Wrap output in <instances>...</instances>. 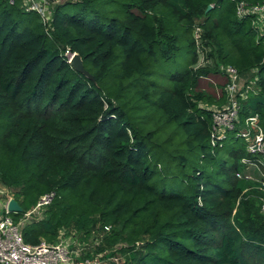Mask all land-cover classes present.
<instances>
[{
    "label": "trees",
    "instance_id": "trees-1",
    "mask_svg": "<svg viewBox=\"0 0 264 264\" xmlns=\"http://www.w3.org/2000/svg\"><path fill=\"white\" fill-rule=\"evenodd\" d=\"M49 1L45 21L20 0H0V185L33 206L55 193L43 228H24V240L53 242L63 225L90 246L84 256L100 254L107 264H264V188L236 175L250 156L243 140L230 146L229 169L214 163L224 144H211L206 107L225 100L224 67L251 73L258 91L248 90L239 116L256 114L264 134V28L239 18L231 0H133L121 17L98 10L86 17L69 0ZM180 31L189 33L188 58L156 106L181 126L185 149L198 150L193 170L180 141L133 128L101 86L118 55L120 82L150 79L152 61L182 49ZM196 36L209 54L216 50L213 67H194ZM66 50L81 56L92 78L71 67ZM173 177L181 189L160 183ZM58 207L65 214L53 220Z\"/></svg>",
    "mask_w": 264,
    "mask_h": 264
},
{
    "label": "rangeland",
    "instance_id": "rangeland-1",
    "mask_svg": "<svg viewBox=\"0 0 264 264\" xmlns=\"http://www.w3.org/2000/svg\"><path fill=\"white\" fill-rule=\"evenodd\" d=\"M69 1L70 3H72L71 7L74 9V12H77L86 17L92 16L94 10L101 11L103 14H105L104 11H106V13H108L109 15L121 17L124 15L126 5L132 2L133 0H85V3H77L76 0ZM58 2L59 0L55 1V3ZM45 20L47 19L45 18ZM180 35V44L183 46L182 49L172 59H161L152 61V74L150 79L146 78V76H143L139 79L130 78L120 82L117 79V73L120 70L121 56L118 55L111 69L109 70L105 78L102 80L101 86L105 94H109L110 97L115 98L121 105L126 108L129 114L130 123L133 128L137 130L140 129L142 131L153 130L155 131L156 136L159 140L173 139L180 141L179 150L186 154L191 160L189 161V165L187 166V168H189V170H193L195 167L198 166V150L195 149V151H187L185 149L186 146L184 144L183 138L184 132L181 129V126L179 124H176L175 122L166 121L165 114L156 106V100L159 96L160 91L169 88L172 85L170 76L174 72L182 70L186 64L190 49V44L188 42L189 33L186 31H180ZM196 37H198L197 51L199 56L198 61L194 67L196 69L204 68L206 66L213 67V65L215 64V60L218 59V54L216 53V50L214 49V55L209 54L211 46L204 45L203 39L200 36ZM186 49L187 51H185ZM250 79L253 80L254 77L251 76V73H248L238 76L237 79L234 81L236 86L233 91V95L235 96L238 93V98L243 97L240 100V103H244L248 100V90L251 92H257L255 90L258 89L257 86L253 84V81H249ZM244 95H246V97H244ZM225 100L220 105H218L217 103H207L206 107L208 109L223 108L226 104ZM242 106L245 107L247 105L244 103ZM255 124L256 123L254 121L253 123H251V125H248V128L250 130H253ZM241 126H245V124ZM230 136H232L233 138H228L229 140L224 143V146L221 147V149L217 150L214 162L215 164H219L224 161L227 169L230 168L233 162V158L229 155L230 146L233 143H236L237 148L242 147L241 139H237V141H235L236 137L232 134ZM254 159H261L263 165L256 161L255 162L257 165H254V163H252ZM249 160L251 164H246L240 174V177L260 182L261 179L264 178V158L261 156L256 157L255 155H251ZM206 162L207 160H205V163ZM160 183L162 184V186L166 187L169 190H179L182 188L179 182V177H173L171 179L165 178ZM9 190V187L0 185V197H5V195L9 193ZM9 194L13 196L12 198L17 201V203L22 209L20 212L9 213L10 217L15 223H20L22 233L24 228H26V231L31 232L33 234L36 233L38 230L42 229L43 222L40 221H42L43 218L46 216L45 208L47 206L42 207L39 211L35 210L34 212H31V215L24 218V213L31 211L34 206L30 202H27V200L24 199L21 195L15 194V191H10ZM263 203L264 200L261 202V211L264 212V209L262 208ZM60 210L61 208L58 207L56 212H54L53 220H55L56 218L61 219L62 216L65 214V210ZM67 231H71L70 226L65 227L63 225H59L57 235H63V237H65L66 239H72L71 236L73 233H69ZM98 235L99 238L102 237L100 233H98ZM74 238L77 239V236ZM87 243L91 244V242ZM79 253L82 252L79 251ZM101 264L107 263L104 261Z\"/></svg>",
    "mask_w": 264,
    "mask_h": 264
},
{
    "label": "built area",
    "instance_id": "built-area-1",
    "mask_svg": "<svg viewBox=\"0 0 264 264\" xmlns=\"http://www.w3.org/2000/svg\"><path fill=\"white\" fill-rule=\"evenodd\" d=\"M18 1L8 0L9 4H15ZM231 1L236 4L238 17H251L253 27L257 29L258 33H262L264 28V1L255 4H251L246 0ZM50 5L49 0H20V6L24 11L36 12L44 20L46 18L45 21H48L50 17ZM65 55L69 62L73 53L66 50ZM224 70L229 79L225 87L226 104L223 108L211 109V144L221 146L231 134L240 138L244 141L246 152L250 155L241 158L246 166V164H251L249 160L251 155L264 158V134L258 124L256 114L245 117L243 121L240 120V100L243 97L238 98V93L235 96L233 95L236 86L234 81L240 75L231 66L224 67ZM249 81H253V84L256 85V77ZM255 90L258 91V89ZM254 121L256 123L254 129L250 130L248 125H251ZM243 124L245 126H241ZM255 161L263 165L261 159L252 161L254 165H257ZM236 175L241 176L239 173H236ZM260 183L264 188V178L261 179ZM54 197L55 193L53 191L42 195L32 210L24 213V218L31 215V212L39 211L42 207L49 205ZM11 198L12 196L9 193L3 198L0 197V264H101L103 262L100 259L102 256L100 254L91 257L84 256L87 247L90 246L79 241L78 244L77 239L74 237L66 239L63 235H59L53 242H47L43 239L37 243L26 242L22 236L20 223H15L9 215L10 211L7 204ZM262 208L264 209V203ZM79 251L82 253H79ZM114 259L116 260V257Z\"/></svg>",
    "mask_w": 264,
    "mask_h": 264
},
{
    "label": "water",
    "instance_id": "water-1",
    "mask_svg": "<svg viewBox=\"0 0 264 264\" xmlns=\"http://www.w3.org/2000/svg\"><path fill=\"white\" fill-rule=\"evenodd\" d=\"M211 7V5H209L207 7V10ZM69 64L71 65L72 68H74L76 71L84 74L85 76H87L88 78H92V76L90 75V73L84 68L83 65V61L81 59V56L78 53H73ZM7 208L10 212H20L22 209L20 207V205L17 203V201L13 198L9 199L8 204H7Z\"/></svg>",
    "mask_w": 264,
    "mask_h": 264
}]
</instances>
